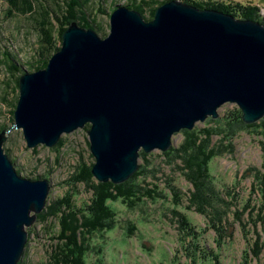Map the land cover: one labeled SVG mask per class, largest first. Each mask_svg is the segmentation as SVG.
<instances>
[{"label":"water","instance_id":"1","mask_svg":"<svg viewBox=\"0 0 264 264\" xmlns=\"http://www.w3.org/2000/svg\"><path fill=\"white\" fill-rule=\"evenodd\" d=\"M110 33L71 22L47 67L20 77L15 125L29 147L56 145L90 124L92 173L121 183L140 166L141 150H168L174 134L227 103L247 123L264 116V24L182 0L146 20L119 5ZM0 135V264H19L27 227L48 202V179L16 169Z\"/></svg>","mask_w":264,"mask_h":264},{"label":"rangeland","instance_id":"2","mask_svg":"<svg viewBox=\"0 0 264 264\" xmlns=\"http://www.w3.org/2000/svg\"><path fill=\"white\" fill-rule=\"evenodd\" d=\"M11 1L0 0V135L3 131H6L5 148L6 150L10 149V156L21 175L30 179L46 178L51 185L46 207L38 213L35 222L27 227L28 232L31 231L33 234L29 243V255L26 257L25 249L22 261L26 260L27 264H39L41 259L46 260L48 258L51 245L57 241V239L52 238L54 233L52 235L49 234L50 228L46 224L57 223L58 221L55 220L56 209L62 210V208L66 207V204L62 202L53 208L54 203L52 201L65 200L66 197H69L85 209L91 196V191H88L85 181H77L76 173L83 164L84 166H91L92 163L94 165L96 157L91 150L90 126H88L90 124L77 128L73 132L64 133L59 142L52 147L44 144L29 147L23 129L14 126L16 123L15 111L20 95V80L18 81L13 76L6 59H16L15 61H17L18 65L23 68L20 73H16L17 76H22L24 71H36L38 70L36 61L41 59L40 52L43 51L40 46H45V44L41 41V32L34 26L36 23L35 18L31 16L32 14L28 13L27 15L21 11L19 13L17 12L18 7L14 8L16 3H19V6L27 10L29 6L25 4L26 2L14 0L15 3H12ZM57 1L35 0V4L37 8L40 3H43L51 13V8L56 7ZM224 1H240L245 5H258L264 18V0ZM116 3L135 9V7L130 6L134 2L129 0H108L107 3L103 1V11L100 12L98 9L100 3L93 9V14L98 17L107 34L110 33L111 28L110 12L112 6ZM8 6H11V8H8ZM156 6L155 10L152 11V5L148 3L146 12L142 14L146 20H152L155 17L158 8ZM81 17L83 18L84 15ZM48 19L53 20L51 16ZM69 24L65 25L69 26ZM57 31L56 39L53 42V51L50 53L51 56L48 59V63L52 55L56 53V48L54 47L62 46L63 40L59 38V27H57ZM100 35L104 37L102 32ZM32 61L35 64L29 63ZM236 107L242 111L237 103L227 102L217 109L219 113L217 117L209 114L205 120L196 121L192 128H182L173 136V144L181 146L185 142L186 130L194 132V138L192 139L197 142L200 137L204 139L207 130H210L213 132L212 144L213 142H223V151L221 153L218 152L219 154H214L210 164H208L210 177L211 175L215 177L214 185H216L218 191H226L227 187L236 185L232 188L233 194L230 196L231 213L228 216L222 214L224 225H228L230 222L232 224L230 225V231H233L234 234L232 243L230 242L224 253L221 252L220 259L222 264H246L245 250L250 251V246L259 234L264 238V224L262 223L258 224V228L252 229L251 226L249 235L247 237L243 236L240 222L235 218L234 214L236 209H242L243 205H246L250 199L252 200L250 201L251 206L256 203L254 193L256 194V190L259 187L256 188L254 185L255 181L248 175L252 174L253 168L260 167L263 160V148L259 142V135L255 131V127L237 131L243 125L229 122L226 131L221 132L223 126L217 122V119L223 115H231L237 109ZM263 119L264 116L254 123ZM244 123L247 125L254 124L245 121ZM189 142L191 143V140ZM166 151L159 149L146 152L148 156L145 159H141L140 153L139 159L140 164H145L150 168V170L148 168L147 180L159 182L161 185L156 192V196L166 195V200L162 198L157 201L147 200L145 204L136 210L130 209L121 201L114 202L113 205L118 211L121 224L117 229L101 233L100 243H104L106 252L105 260L102 264H202L200 260L194 263L187 254L185 255L186 251L183 245L185 242L180 239V232L175 222V219H181V217L176 216L172 212L174 208L185 213L189 221L191 219L197 229L201 231L199 236L202 245L208 244L209 247H213L215 251H218L215 242V231L213 228L208 227L209 218L194 208H188V195L191 191L196 190V186L195 182L186 178L183 174L184 171L178 166L187 167L185 162H188L192 167L194 164L193 160L179 155L174 156V159H170L164 155ZM92 168L90 169L91 173ZM261 168H263V165ZM92 175L97 179L93 173ZM201 175H203L201 172L196 173L195 178L198 184L203 182L199 178ZM227 197L229 199V196ZM49 206H51L52 210L48 208ZM39 217H42V220ZM247 218L248 212L243 215L244 220ZM129 220L135 221L136 230L132 231L129 229ZM246 228L249 229L250 227L246 225ZM127 233L128 235H126ZM81 235L83 234H80V238H82ZM176 255L180 256V260H178ZM249 259L251 261L248 264H264V251L259 258L254 256L251 258L249 256Z\"/></svg>","mask_w":264,"mask_h":264},{"label":"trees","instance_id":"3","mask_svg":"<svg viewBox=\"0 0 264 264\" xmlns=\"http://www.w3.org/2000/svg\"><path fill=\"white\" fill-rule=\"evenodd\" d=\"M23 1H25V4L29 6L27 10H25L22 6H19V3H16L14 8L18 7L17 12L19 13L21 11L27 15L28 13L32 14L31 16L35 18L36 23L34 26L41 32V41L45 44V46H40L43 51L40 52L42 60L39 59L36 61L38 64L36 68L38 69L44 68L48 64V59L51 56L50 53L53 51V42L55 41V36L58 32L57 27L60 28V39H62V35L68 27L67 25L73 21H77L83 27L94 28L99 34L102 32L104 36L107 35L98 17L93 14V9H95V6L100 3L98 9L100 12L103 11L102 3L103 1L107 3L108 0H58L56 7L51 8V11L53 12L51 13L53 15L50 13L48 7H46L43 3H40L36 8L35 0ZM129 1L131 2L133 0ZM167 1L169 0H136L135 2L140 4L137 7H135L134 4H131L130 6L135 7V9L139 10L143 14L147 10L148 3L152 5V11H154L156 5V7H159ZM11 2L15 3L14 0ZM184 2L195 5L201 9H217L232 14L240 19H252L264 24V18L258 5H245L240 1L226 2L224 0H184ZM119 5L121 4L116 3L113 5L111 12ZM8 8H11V6H8ZM79 14L81 16L84 15V17L82 18ZM50 16L53 20L48 19ZM60 47L61 46H57L54 48H56L57 51ZM15 60L16 59L14 58L12 60L6 59V63H8L7 65L12 71L13 76H15L19 81L21 75L17 76L16 73H20L23 68L19 66ZM29 63L32 65L35 64L34 61ZM25 72L26 71H24V73ZM217 122L223 126L221 132L226 131L229 122L243 125L237 131L255 127V131L259 135V142L263 148V160L261 166L253 168L252 174L248 175L255 181L254 185L256 188L259 187L256 190V194L254 193V200H256V203L251 206L250 201L252 200L250 199V201H248L242 209L238 208L234 212L235 218L240 222L242 227V235L247 237L250 233L249 231L251 230V226L253 229L258 228L259 223L264 224V119L257 123L247 125L242 119V111L237 108L231 115L228 114L227 116H221V118L217 119ZM185 133V142L181 146H177L174 143L168 151L164 152V155L170 159H174V156L179 155L186 159L189 158L190 160L191 158L193 160L194 164L192 167L188 164V162H185L187 167L182 168L181 166H178L182 169V171H184L183 174L186 178L195 182L194 184L196 186V190L191 192L192 194L189 193L188 195V208H194L196 211L209 218L210 222L208 227L213 228L215 231V242L217 244L216 247L218 251H215L213 247H209L208 244L202 245L200 243L199 235L201 231L197 229L191 219L189 221V218L185 215V213L178 211L176 208H174L172 212L175 213L176 216L181 217V219H175V222L177 223V227L180 232V239L185 242V244L183 243L186 251L185 255L187 254V256L191 258L194 263H197L198 260H200L202 264H222V260L220 259L221 252L224 253L226 247L230 244V242L232 243V240L234 239L233 231H230V225L232 224L229 222L228 225H224L222 214L228 216L231 213L232 205L230 204V196L233 194L232 188L236 185L234 184L227 187L225 189L226 191H218L216 185H214L215 177H213V175L210 177V167H208V164H210L214 154H219L218 152L221 153V151H223V142H213L212 144L213 132L210 130H207L206 137L204 139L200 137L198 142L195 139L194 141L192 139L194 138V132L186 130ZM190 140L191 143L189 142ZM7 152L10 154V149H8ZM147 156L148 153L142 150L141 159H145ZM92 165L93 163L91 166H84L83 164L80 170L76 173L77 181H85L84 183L88 188V191H91V196L85 209L80 207L76 201L73 199L71 200L69 197H66L65 200L60 199L59 201H52V203H54L53 208L62 202L66 204V207L62 208V210L58 208L56 209L57 211L55 210L57 212L55 217V220L58 221L57 223L54 222V224H46L49 225L50 228L49 234L52 235L54 233L52 238L57 239V241L51 245V250L48 252V258H46V260L41 259L39 264H65L66 262V264H102L105 260L104 258L106 256V252L104 243H100L101 233L117 229L121 224L118 211L114 207L113 203L121 201L130 209L136 210L141 205L145 204L147 200L157 201L159 198L166 200V195L161 197L156 196V192L161 185L159 182H151L147 180L149 167L145 164H140L139 169L128 180L121 184H115L112 181H98L93 177L90 171ZM262 165L263 168H261ZM197 172H201L203 174L201 175L202 177L199 176V178L204 182L199 184L196 183L197 179L195 176ZM227 196H229V199ZM48 208L50 209L51 206ZM50 210H52V208ZM246 212H248V218L244 220L243 215ZM41 218L40 220H42ZM66 221L71 222L66 223ZM76 223L77 225L79 224L78 227H76ZM68 224L69 226H67ZM246 225L250 228L247 229ZM136 227L137 225L135 221L129 220V229L133 231L137 229ZM72 231H75V233ZM80 232L83 234L81 235L82 238H80ZM32 234L33 232L29 231V240L26 245V257L29 255V243L31 242ZM126 235H128V233ZM263 251L264 238H262V235L259 234L250 246V251L248 252L245 250V263L248 264L251 261L249 256H251V258L253 256L259 258ZM177 258L180 260V256H177ZM19 264L27 263L25 260Z\"/></svg>","mask_w":264,"mask_h":264},{"label":"bare ground","instance_id":"4","mask_svg":"<svg viewBox=\"0 0 264 264\" xmlns=\"http://www.w3.org/2000/svg\"><path fill=\"white\" fill-rule=\"evenodd\" d=\"M135 1H136V0H133V2H134V6L137 7L140 3H136ZM182 1H183V0H182ZM124 3H125V2H124ZM141 5H142V4H141ZM141 8H142V7H141ZM143 9H144V8H143ZM136 10H137V9H136ZM83 11H84V10H83ZM77 15H78V14H77ZM79 16H81V15L79 14ZM45 29H46V28H45ZM9 59H10V58H9ZM41 60H42V59H41ZM202 179H203V178H202ZM200 181H201V180H200ZM203 182H204V181H203ZM177 188H178V187H177ZM178 192H179V191H178ZM191 192H192V191H191ZM191 194H192V193H191ZM175 195H176V194H175ZM210 196H211V195H210ZM239 202H240V201H239ZM247 202H248V201H247ZM243 206H244V205H243ZM260 206H261V205H260ZM73 210H74V209H73ZM72 213H73V212H72ZM74 214H75V212H74ZM74 214H73V215H74ZM73 215H72V216H73ZM82 216H83V215H82ZM74 217H75V215H74ZM76 217H77V216H76ZM70 218H71V216H70ZM69 220H70V219H69ZM71 221H72V220H71ZM71 221H66V223H67V222H71ZM77 222H78V221H77ZM70 224H71V223H70ZM76 225H77V223H76ZM184 225H185V224H184ZM194 225H195V224H194ZM67 226H69V224H68ZM78 226H79V224H78L76 227H78ZM72 227H73V225H72ZM76 227H75V228H76ZM182 227H183V226H182ZM184 227H185V226H184ZM68 228H69V227H68ZM189 228H190V227H189ZM69 229H70V228H69ZM71 229H72V228H71ZM81 229H83V228H81ZM86 229H87V228H86ZM192 229H193V228H192ZM79 230H80V229H79ZM70 231H71V230H70ZM80 231H81V230H80ZM85 231H86V230H85ZM193 231H194V230H193ZM193 231H192V232H193ZM72 232L75 233V231H72ZM195 232H197V231H195ZM71 234H72V233H71ZM193 235H194V234H193ZM72 236H73V235H72ZM195 236H196V235H195ZM204 247H205V246H204ZM72 248H73V246H72ZM206 249H207V248H206ZM194 251H195V250H194ZM205 252H206V251H205ZM204 255H205V254H204ZM208 255H209V254H208ZM211 255H212V253H211ZM214 255H216V254H214ZM69 256H70V255H69ZM206 256H207V255H206ZM216 256H217V255H216ZM213 258H214V257H213ZM228 258H229V257H228ZM68 259H71V258H68ZM64 262H65V261H64ZM66 263H67V262H66ZM66 263H65V264H66Z\"/></svg>","mask_w":264,"mask_h":264}]
</instances>
